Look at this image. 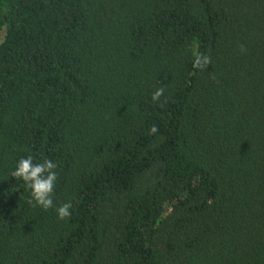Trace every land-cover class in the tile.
Masks as SVG:
<instances>
[{
	"label": "trees",
	"instance_id": "16d2710c",
	"mask_svg": "<svg viewBox=\"0 0 264 264\" xmlns=\"http://www.w3.org/2000/svg\"><path fill=\"white\" fill-rule=\"evenodd\" d=\"M0 32V264H264V0H0Z\"/></svg>",
	"mask_w": 264,
	"mask_h": 264
},
{
	"label": "clouds",
	"instance_id": "9594fccd",
	"mask_svg": "<svg viewBox=\"0 0 264 264\" xmlns=\"http://www.w3.org/2000/svg\"><path fill=\"white\" fill-rule=\"evenodd\" d=\"M193 66L202 69L211 61L210 57L194 52ZM162 95L161 90L153 93L152 99L158 100ZM157 128L153 126L151 132L155 133ZM57 164L52 159L37 161L32 155L19 158L11 171L10 177L22 182L30 192L29 203L39 206L43 210H55L59 219L63 220L71 215L72 205L70 202L57 206L54 194L57 183ZM19 184V183H18ZM17 184V185H18ZM16 185V186H17ZM18 190L15 187L11 191Z\"/></svg>",
	"mask_w": 264,
	"mask_h": 264
},
{
	"label": "rangeland",
	"instance_id": "374dc122",
	"mask_svg": "<svg viewBox=\"0 0 264 264\" xmlns=\"http://www.w3.org/2000/svg\"><path fill=\"white\" fill-rule=\"evenodd\" d=\"M4 37V33L3 32H0V40H2Z\"/></svg>",
	"mask_w": 264,
	"mask_h": 264
}]
</instances>
